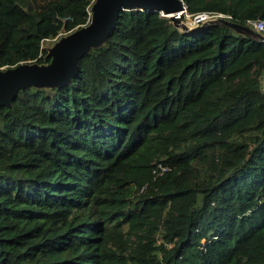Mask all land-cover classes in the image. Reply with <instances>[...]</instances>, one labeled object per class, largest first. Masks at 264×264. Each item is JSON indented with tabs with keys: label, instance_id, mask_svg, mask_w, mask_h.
<instances>
[{
	"label": "trees",
	"instance_id": "trees-1",
	"mask_svg": "<svg viewBox=\"0 0 264 264\" xmlns=\"http://www.w3.org/2000/svg\"><path fill=\"white\" fill-rule=\"evenodd\" d=\"M93 1L0 0V66L47 64ZM182 1L264 20V0ZM263 75L257 36L121 10L69 83L0 106V264H264Z\"/></svg>",
	"mask_w": 264,
	"mask_h": 264
},
{
	"label": "water",
	"instance_id": "water-1",
	"mask_svg": "<svg viewBox=\"0 0 264 264\" xmlns=\"http://www.w3.org/2000/svg\"><path fill=\"white\" fill-rule=\"evenodd\" d=\"M130 8L159 11L170 18L174 26L186 32L221 23L264 41L258 31L223 17L190 26L183 21L186 9L182 0H94L88 23L57 39L48 48L50 61L47 64L24 62L0 69V106L10 107L18 90L26 86L60 87L69 83L78 72L79 58L106 41L119 12Z\"/></svg>",
	"mask_w": 264,
	"mask_h": 264
},
{
	"label": "built area",
	"instance_id": "built-area-1",
	"mask_svg": "<svg viewBox=\"0 0 264 264\" xmlns=\"http://www.w3.org/2000/svg\"><path fill=\"white\" fill-rule=\"evenodd\" d=\"M185 16L189 17L188 14H186V12L184 13ZM218 17H223V18H227V15L224 14H216V13H207V12H200L195 14L194 16H192L188 21L187 24L190 26H194L196 25L198 22H203V21H207L210 19H216ZM250 23L252 24L253 28L256 31H264V20H258V21H250ZM7 68L6 66H0V69H4ZM169 168L163 164L162 162H158L156 164L155 169L153 170L156 175H162L163 173H165Z\"/></svg>",
	"mask_w": 264,
	"mask_h": 264
},
{
	"label": "rangeland",
	"instance_id": "rangeland-1",
	"mask_svg": "<svg viewBox=\"0 0 264 264\" xmlns=\"http://www.w3.org/2000/svg\"><path fill=\"white\" fill-rule=\"evenodd\" d=\"M187 17V16H186ZM184 21V20H183ZM186 24H187V20L186 21H184ZM263 35H264V32H263ZM48 47H50V46H48ZM263 77H264V75H263ZM261 87H262V90L264 91V81L262 80L261 81Z\"/></svg>",
	"mask_w": 264,
	"mask_h": 264
},
{
	"label": "crops",
	"instance_id": "crops-1",
	"mask_svg": "<svg viewBox=\"0 0 264 264\" xmlns=\"http://www.w3.org/2000/svg\"><path fill=\"white\" fill-rule=\"evenodd\" d=\"M262 80L264 81V77H262Z\"/></svg>",
	"mask_w": 264,
	"mask_h": 264
}]
</instances>
